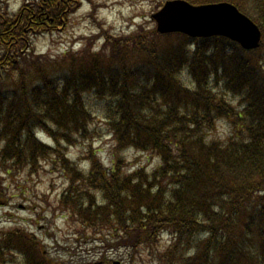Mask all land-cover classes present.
Listing matches in <instances>:
<instances>
[{"label": "trees", "instance_id": "trees-1", "mask_svg": "<svg viewBox=\"0 0 264 264\" xmlns=\"http://www.w3.org/2000/svg\"><path fill=\"white\" fill-rule=\"evenodd\" d=\"M189 1L232 2L264 28V0ZM81 2L33 0L18 16L29 13L27 23L32 26V20H41L28 8L38 7V13L46 12L44 18L49 13L62 20L64 15L76 12ZM9 16L0 10L3 25L14 23ZM1 33L14 32L7 29ZM167 36L153 33L149 39L139 36L132 40L135 54L130 58H119V50L113 45L111 54L115 61L107 65L84 51L68 59L40 56L41 72L29 68L36 71L41 81L27 71L29 85L22 75L17 81L21 94L0 91V158L31 167L41 156L45 159L52 152L49 148L44 150L36 130L46 133L53 142H69L70 134L87 132L93 120L87 95L94 92L104 103L103 118L120 150L144 151L161 158L150 176H144L143 168H139L123 177V159L117 157L110 168L93 161L87 176L82 177L59 157L65 170L71 168V187L75 182L88 184L105 199L103 212L99 205L87 206L92 220L98 222L92 226L94 232L109 230L108 222L117 220L120 230L113 229L110 240L116 241L118 247L127 244L136 248L152 243L155 230L160 231L165 224L167 228L162 231L172 238L173 245L171 250L166 249L169 254H159L160 261L264 264V64L247 56L256 50L245 51L220 37L195 41L191 61L194 65L189 62L186 49L181 59L173 57V52L161 57L156 50L151 56H144L150 50L148 45L158 49V40ZM20 43L9 41L15 44V58L21 57ZM198 54L202 57L198 58ZM25 55L24 61H29ZM144 57L146 63L140 61ZM9 64L17 69L20 63ZM184 64H191L188 69L195 80L194 88L182 86L177 78ZM46 66L66 70L60 76H48L42 73ZM216 69L229 74L227 85L234 84L240 90L250 86L241 110L224 102L214 104L209 88L213 90L210 78ZM225 99L220 97L221 101ZM222 117L235 120V133L224 144L207 141L201 126L208 125L207 130L211 131ZM39 151L43 152L40 156ZM64 199L83 211L84 198L80 195H65ZM12 230L9 238L3 240L16 241L17 248H25L27 242L18 235L20 229Z\"/></svg>", "mask_w": 264, "mask_h": 264}, {"label": "rangeland", "instance_id": "rangeland-1", "mask_svg": "<svg viewBox=\"0 0 264 264\" xmlns=\"http://www.w3.org/2000/svg\"><path fill=\"white\" fill-rule=\"evenodd\" d=\"M35 1L39 2V0ZM166 1L82 0L78 10L67 16L64 15L61 21L57 16L49 13L48 17L44 18L46 12L38 13L40 8L29 7L28 9H32L34 15H38L41 20L36 22L32 20L33 25L29 26L27 23L29 13L27 15L23 13L22 17L18 15L23 8L31 5L33 0H0L2 14L7 15L8 13L10 19L14 21V23L3 25V19L0 18V31L8 29L14 32H0V59L3 63L0 68V91H11L13 95L21 94V84L18 85L17 81L22 75V79L26 78L28 86L27 71L29 75L35 74L40 79L36 73V71L41 72L40 56L53 60L68 59L75 58L80 51H84L83 53L96 55L95 58L107 65L115 61L111 54L113 45L115 50H119L117 52L119 58L134 56L135 49L132 46V40L136 41L139 36L149 39L153 33H158L156 22L152 20V14L159 11ZM251 8L257 12L254 4ZM247 15L260 26L264 43V28L252 15ZM33 31L37 33H31ZM10 40L22 42L19 45L21 57H14L15 47L13 45L15 44H9ZM200 40L179 33L171 34L158 40V49L148 45L150 50L144 56H151L152 50H156L161 57L173 52L175 55L173 57L181 59L184 51L187 50L188 60L192 63L193 45L195 41ZM24 55L29 57V61H24ZM197 56L202 57L200 54ZM247 56L250 59L262 61L264 64V47ZM145 57L144 60H140L142 63H146ZM12 61H19L17 69L9 64ZM199 61L203 67V58ZM190 65H182V71L179 72L177 78L182 86L194 88L195 80L188 69ZM29 67L36 71L30 70ZM218 67L221 66L218 65ZM51 68L46 66V70L44 69L42 73L48 76L50 74L60 76L59 73L66 70V68H62L61 71ZM262 75L264 77L263 70ZM210 81L213 90L209 88V92L214 104L224 102L232 108L241 110L239 108L246 101L250 86L240 90L234 84L227 85L229 74L218 69ZM220 97H225L226 101H221ZM87 99L93 112V120L87 132L80 135L70 134L69 142H53L46 133L36 130V138L44 143V150L49 148L52 152L44 156L45 159L41 156L39 162L31 167H23L21 163L4 162L0 158V264H39L41 261L47 264L169 263V261L164 262V259L160 261L159 256L160 253L161 255L169 254L166 249L171 250L173 245L172 238L163 232L167 228L165 224L160 226L162 227L160 231L155 230L150 244L143 243L136 248L129 247L127 244L118 247L116 241L110 240L113 229L120 230L121 226L117 220L113 223L108 222L110 229L104 232H94L92 228L98 222L92 220L88 212L90 208L87 206L88 204L99 205V211L103 212L102 207L105 203L103 195L88 184L75 182V185L71 187L70 180L73 178L71 168L67 167L68 169L65 170L63 163H59V157L63 158L61 161L67 160L77 172H80L82 177L87 176L95 160L103 167L110 168L114 159L120 157L123 159L121 170L123 177H127L139 168H143L144 176H150L161 163V158L149 152L133 149L120 150L111 137L103 118L101 109L104 103L102 105V101L94 92L87 95ZM234 121L226 117L218 118L211 131L207 130L208 125L201 126L207 136L206 140L224 144L235 133ZM1 148L2 143H0ZM26 148H30V145ZM42 154V151L37 153L38 156ZM91 157L94 159L91 160ZM65 195L67 197L80 195L84 198L83 211L72 202L66 203ZM12 229H20L21 232L18 235L26 239L25 248H17L16 241L3 240L9 238L8 233L13 231ZM108 240L115 246L109 245Z\"/></svg>", "mask_w": 264, "mask_h": 264}, {"label": "water", "instance_id": "water-1", "mask_svg": "<svg viewBox=\"0 0 264 264\" xmlns=\"http://www.w3.org/2000/svg\"><path fill=\"white\" fill-rule=\"evenodd\" d=\"M152 18L162 34L180 32L193 38L220 36L245 50L257 49L262 42L259 26L227 2L194 6L185 0H170Z\"/></svg>", "mask_w": 264, "mask_h": 264}]
</instances>
